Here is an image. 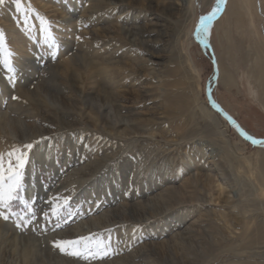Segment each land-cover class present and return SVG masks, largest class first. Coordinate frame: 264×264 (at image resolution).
Wrapping results in <instances>:
<instances>
[{
    "label": "rangeland",
    "instance_id": "374dc122",
    "mask_svg": "<svg viewBox=\"0 0 264 264\" xmlns=\"http://www.w3.org/2000/svg\"><path fill=\"white\" fill-rule=\"evenodd\" d=\"M24 1L23 10L16 9L15 0L0 5L5 37L0 48V113L5 117L0 120V154L28 152L22 195L35 201L37 217L23 227L11 219H0V224L22 244L32 240L39 251L34 264H87L62 253L53 241L88 235L111 243L112 254L92 264H264V191L252 188L255 180L247 171L221 157L224 138L229 152L241 160L259 156L264 163V146L247 142L211 107L207 96L210 86L214 102L225 114L249 136L264 139V108L249 74L256 49L264 51V0H245L243 25L232 29L236 52L229 64L235 81L232 90L221 84L219 65L232 0H227L208 34L199 38L210 45L217 62L216 85L212 53L194 38L200 18L213 10L216 0L206 5L195 0L191 18L181 0H171L172 14L162 12L170 0H152L151 10L146 0H140L133 6L141 11L139 26L160 30L152 37L147 33L126 37L121 29L132 27L131 20L125 21L112 6L92 16L84 11L97 0ZM62 6L69 9L61 10ZM67 17L71 19L65 22ZM42 19L49 22L47 41ZM152 19L159 24L149 25ZM6 59L14 71L5 65ZM86 64L93 65L98 83H107L108 76L113 80L111 89L121 97L123 115L131 111L154 119L139 127L140 136H117L123 128L94 124L96 104L76 94L79 79L90 72ZM170 95L197 102L211 117L206 120L211 128L205 127L204 117L190 118L187 112L169 109ZM20 122L24 129L17 126ZM11 130L17 139L9 137ZM27 144L33 148L25 149ZM195 145L207 152V164L217 165L215 170L229 177L230 187L203 164ZM49 151L54 154L52 164L39 157ZM211 151L217 153L215 160ZM53 196L68 199L61 227L55 230V218L52 223L43 218V212H51L48 202ZM232 201L240 206L234 208ZM15 210L23 212L22 205H15ZM10 249L14 247H7L1 257L15 264L18 255Z\"/></svg>",
    "mask_w": 264,
    "mask_h": 264
},
{
    "label": "bare ground",
    "instance_id": "6f19581e",
    "mask_svg": "<svg viewBox=\"0 0 264 264\" xmlns=\"http://www.w3.org/2000/svg\"><path fill=\"white\" fill-rule=\"evenodd\" d=\"M21 1H24V0H21ZM63 1H65V0H62V2ZM68 1H71V0H68ZM151 1L152 0H146V6H147L148 10H151V6L149 5L151 3ZM167 1H169V0H167ZM181 1L183 2L184 6H186L188 12L191 13V16H189L191 18L194 15V11H195L194 10V1L195 0H181ZM202 1L206 5V4H208V2L210 0H202ZM139 3H140V0H116V1H112V2H110V0H97L95 2V4L92 6L91 9H89V10L87 9V10H84V11H87V13L92 16V15H95V14L107 9V7L112 6L113 10H117V14L125 15L124 16L125 21H128L130 19L132 25L134 26V27L133 26L132 27H124L123 29H121L122 31H124L126 37L127 36L128 37H133L134 35H138V34L143 35L145 33L148 34V35H145V36L152 37V35L155 36V35L159 34L160 30H157L154 27L156 24L157 25L159 24L158 23L159 21H157L155 19H152L153 21L149 23V25L154 27V28H151L150 30L147 29V31H145L144 28H147V27L143 28L142 26H139L140 20L142 19L141 18V11L139 9H136L137 7L133 8V6H137ZM24 5L27 8L30 7V5L27 4V2H25V1H24ZM63 5H65V4H63ZM246 5L247 4H246L245 0H232V2L229 5L228 12H227V22H226L227 30L225 32V35L227 36V42H226V44L224 46V51H223V54H222V56L220 58L219 65H220V68H221V84L228 90H232L235 87V81H234L233 73H232L231 68H230V65H232V63H233L234 54L236 53L234 51L235 48L233 47L232 42H231V40H232L231 39V32H232V29L235 28V27H242V25H243L242 10L246 7ZM173 8H174V4L170 0L167 5L162 7V12L164 14H172ZM68 9H67V6L66 7L62 6L61 7V10H68ZM70 14H74V11H71ZM70 19H71V17L65 18V22L69 21ZM104 30H108V28H104ZM114 32H116V31H114ZM95 33L93 31V34H95ZM141 38H143V37H141ZM144 42L145 41H142V43H144ZM255 57H256L255 58L256 61H254L253 65L250 66L249 74L252 75V78H253V80L255 81V83H256V85L258 87L257 90H256V94L259 97V101L262 104V107L264 108V51L256 49ZM16 65H18V64H16ZM90 66H93V65L92 64H86V68H88L90 70V72L88 74V77H86L82 81L79 79V84L80 85H78L79 87H77V89L76 88L75 89H76V94H78L81 97L82 96L83 97L86 96L87 98L92 100L93 103L96 104L97 107H96V112H95L94 124L97 126L98 123H103L104 126L108 127L109 129H112V130H117V128H123L124 132L119 133V134H115L117 136H121V137L122 136L126 137V136H131V135L132 136H136V137L140 136V132H142V130L139 127L141 125L145 124V123H148V124L153 123L154 119L153 118L152 119L151 118H149V119L148 118H143L139 113L131 112V111H129L127 114L123 115L121 111L124 109V106L118 104L119 100L121 99V97L117 94V92H114L113 89H111V87L114 84L113 80L108 76V77H106L107 83H105V80H103L104 81L103 83H98V81H96V78L93 77L94 72L93 73L91 72L92 67H90ZM94 76H95V74H94ZM109 84H111V85H109ZM7 87H8V84L4 85V88H7ZM130 94H132V93H130ZM170 96H171L170 97L171 100L169 102V106L168 107H169V109L173 110L174 112L175 111L187 112V113L190 114V118H195L198 115V116H201L202 118L204 117L202 120L205 121V122H206L207 118L208 119L211 118L204 110H202V109H200L198 107L197 102L191 101V99L189 97H187V98L186 97H182L180 99V101H178L177 98L174 95H170ZM47 100L50 103H54V102H52V98L49 97V96L47 97ZM53 105H55V104H53ZM83 106H85V105L83 104ZM4 118H5L4 117V113H2V114L0 113V120L1 119L3 120ZM66 124H67V126L72 127V125L70 123H66ZM17 126H20L19 128H22V129L25 128V125L22 122L17 124ZM205 127L210 129L211 125L208 122H206L205 123ZM0 131L2 132V129ZM15 131H16V129H15ZM16 134L17 133L12 132V130H11V132H9L8 135H9V137H12V139H15L16 137L18 138V135H16ZM21 134H22V132H21ZM221 135L224 136L223 134H221ZM223 142H224L223 145H222V153H223V155L221 156L222 160H224V162L227 163L228 165L235 164L237 169H239L240 171H244V172L247 171L250 174V177L254 178V180H255V182H253L254 187H252V188H254V189L256 188V190L258 188L260 191H264V163H263V161H261V158H259V156H254L251 159L243 158V160H241V158H239L238 156H235L237 153L234 152L235 153L234 154L233 152H229V150L227 149L229 147L228 146L229 143L226 141L225 138L223 139ZM195 148H196V153L199 155V158L202 160L203 164H205V166L210 169L209 171L214 173V174H216L220 178V180L223 182L224 185H226L227 187H230L229 186V183H230L229 182L230 181L229 177L225 176L223 172L215 170L217 168V165L216 166H212L211 164L210 165L207 164V158H209V157L207 156V152L205 151V149H198L197 145H195ZM212 151L210 152L209 155H211L210 156L211 159L215 160V156H216L217 153L212 152ZM222 153L220 152V155ZM53 155L54 154L52 153V151H49L46 154H44V156L43 155L42 156L39 155V157L42 160L44 159V161H46V162H48L50 164L51 161H54V156ZM67 163H69V162H67ZM94 175H95V172H94ZM193 179L195 180V178H193ZM207 180H208L209 183H211L213 181V179L210 176H207ZM189 182H190V180H189ZM213 183H214V181H213ZM255 184H256V187H255ZM194 187L196 188V186H194ZM222 190H225V188L223 187ZM165 195H167V194H165ZM175 195H177V194H175ZM233 197H235V196H233ZM220 198H221V195H220ZM165 200H163V201H165ZM201 200L203 201V199H201ZM203 202L205 203V201H203ZM232 202L234 203L232 205V206H234V208H235L236 205H239V204H235L234 201H232ZM241 205H243V204H241ZM138 208H139V206H138ZM238 212L243 214V213H245V210L244 209H242V210L238 209ZM98 220H99V218H98ZM98 222H100V221H98ZM103 222H104V218H103ZM93 226H92V228H93ZM82 227H83V225H82ZM84 229H86V228L84 227ZM7 247H11V248L14 247L16 256L18 255L17 256L18 257V262H15V264H34L35 263L34 256L37 255L38 252H39L36 247L33 248L32 240L31 241L30 240L29 241L28 240H23V244H22L21 240L18 237H15V235H12V234H9L8 232H6L4 227L1 226V224H0V264H8L3 259L4 257L3 256H2L3 258L1 257V254H3L6 251ZM14 249H10V250L14 251ZM145 249H146V247H145ZM182 252H183V250H182ZM12 257L13 256H11V258ZM1 260H4V261H1ZM134 261H135V259H134ZM121 263H123V262H121ZM193 263H195V262H193ZM9 264H10V262H9ZM11 264H13V262H11Z\"/></svg>",
    "mask_w": 264,
    "mask_h": 264
},
{
    "label": "snow or ice",
    "instance_id": "6c2138e0",
    "mask_svg": "<svg viewBox=\"0 0 264 264\" xmlns=\"http://www.w3.org/2000/svg\"><path fill=\"white\" fill-rule=\"evenodd\" d=\"M5 4L6 0H0V5ZM225 4L226 0H216V6L213 10L200 18L196 33L198 39L202 34H208L210 25L218 18L219 14L222 12V6ZM15 7L18 10H23L21 0H15ZM26 22L27 15H25V23ZM41 24L43 25V31L47 41L51 37L49 22L42 19ZM4 42V33L0 30V48H2ZM5 55H10V53L5 51ZM4 63L10 71H14L9 60L6 59ZM11 79L10 77V80ZM213 104L215 106L214 101ZM229 119L231 118L229 117ZM233 123L235 122L233 121ZM242 134L246 139L251 140L253 144L264 146V140H256L247 133ZM24 148L31 150L33 144L24 145ZM28 163L27 151L16 149L15 151L8 152L6 157L0 154V219L4 221H9L11 219L17 227L32 224L37 217V212L34 208L35 201L31 197L25 198V196L22 195L24 191L23 170ZM48 203L51 212H43V218L45 221L52 223V218L54 217L55 223L53 228L55 230V228L61 227L60 221L64 216V212L67 210L68 199L66 197L53 196L52 200ZM17 204L22 205L23 212L15 210V205ZM53 245L62 253L83 260L87 262V264H92L93 261H103L112 254L110 252V241L96 239L92 235L80 236L75 239L54 240Z\"/></svg>",
    "mask_w": 264,
    "mask_h": 264
},
{
    "label": "water",
    "instance_id": "95a60500",
    "mask_svg": "<svg viewBox=\"0 0 264 264\" xmlns=\"http://www.w3.org/2000/svg\"><path fill=\"white\" fill-rule=\"evenodd\" d=\"M226 4H227V0H226ZM226 4L222 6V12L219 14L218 18H217L216 20L213 21V23H215V22H216V21H217L222 15H223V13H224V11H225V8H226ZM213 23H212V24H213ZM197 28H198V27H197ZM196 33H197V29H196V31H195V33H194L195 41H196L197 43H199L200 45H202L203 47L209 49V50L211 51V53H212V50H211L210 45L201 42V41L197 38ZM206 45H207V46H206ZM212 58H213V68H214V78H213V83H214V85H216L217 82H218V79H219V69H218V65H217V62H216V60H215V57H214L213 53H212ZM211 93H212V90H211V88H210V86H209V87H208V90H207V96H208V101H209L211 107H213L214 110H215L219 115H221V116H222V117H223L228 123L234 125V126L237 128V130L239 131V133L242 135V137H243L247 142H249L250 144H252V145L255 146V147H259V146H261V145L253 144L251 140L246 139L245 136L242 134V133H246V132H245V131L239 126V124H238L235 120H233L229 115L225 114V113L223 112L222 108H221L219 105H217V104L215 103V106H214V104H213V101H214V100H213V98H212V94H211ZM229 117H230L231 119H229ZM233 121H234L235 123H233ZM256 140H264V139H256Z\"/></svg>",
    "mask_w": 264,
    "mask_h": 264
}]
</instances>
